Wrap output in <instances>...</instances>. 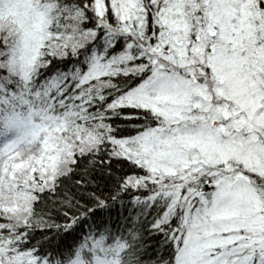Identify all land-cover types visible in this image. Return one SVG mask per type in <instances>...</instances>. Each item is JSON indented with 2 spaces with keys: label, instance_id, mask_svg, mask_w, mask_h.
<instances>
[{
  "label": "snow or ice",
  "instance_id": "obj_1",
  "mask_svg": "<svg viewBox=\"0 0 264 264\" xmlns=\"http://www.w3.org/2000/svg\"><path fill=\"white\" fill-rule=\"evenodd\" d=\"M0 0V264H264V0Z\"/></svg>",
  "mask_w": 264,
  "mask_h": 264
},
{
  "label": "clouds",
  "instance_id": "obj_2",
  "mask_svg": "<svg viewBox=\"0 0 264 264\" xmlns=\"http://www.w3.org/2000/svg\"><path fill=\"white\" fill-rule=\"evenodd\" d=\"M19 11L23 13L24 11V0H20V3L18 4ZM0 32H5V27H0Z\"/></svg>",
  "mask_w": 264,
  "mask_h": 264
}]
</instances>
